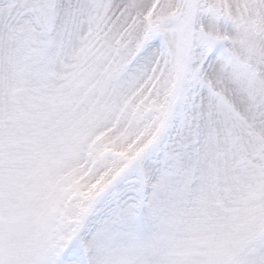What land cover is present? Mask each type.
<instances>
[{
  "label": "rangeland",
  "instance_id": "obj_1",
  "mask_svg": "<svg viewBox=\"0 0 264 264\" xmlns=\"http://www.w3.org/2000/svg\"><path fill=\"white\" fill-rule=\"evenodd\" d=\"M0 264H264V0H0Z\"/></svg>",
  "mask_w": 264,
  "mask_h": 264
}]
</instances>
